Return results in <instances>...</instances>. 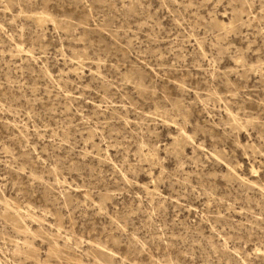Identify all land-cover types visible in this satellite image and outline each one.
<instances>
[{
    "label": "rangeland",
    "instance_id": "rangeland-1",
    "mask_svg": "<svg viewBox=\"0 0 264 264\" xmlns=\"http://www.w3.org/2000/svg\"><path fill=\"white\" fill-rule=\"evenodd\" d=\"M0 264H264V0H0Z\"/></svg>",
    "mask_w": 264,
    "mask_h": 264
}]
</instances>
